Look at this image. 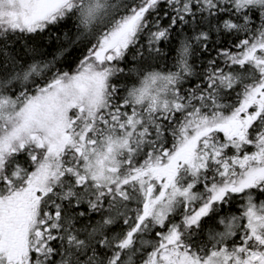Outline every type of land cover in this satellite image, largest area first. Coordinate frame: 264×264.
I'll list each match as a JSON object with an SVG mask.
<instances>
[{
	"label": "snow or ice",
	"instance_id": "obj_1",
	"mask_svg": "<svg viewBox=\"0 0 264 264\" xmlns=\"http://www.w3.org/2000/svg\"><path fill=\"white\" fill-rule=\"evenodd\" d=\"M0 264H264V0H0Z\"/></svg>",
	"mask_w": 264,
	"mask_h": 264
}]
</instances>
